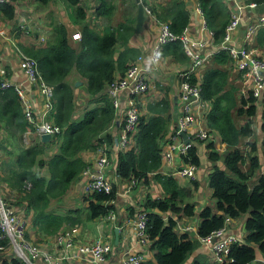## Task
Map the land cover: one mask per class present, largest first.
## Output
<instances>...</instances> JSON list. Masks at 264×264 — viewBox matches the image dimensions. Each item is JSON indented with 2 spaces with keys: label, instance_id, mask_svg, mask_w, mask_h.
<instances>
[{
  "label": "trees",
  "instance_id": "obj_1",
  "mask_svg": "<svg viewBox=\"0 0 264 264\" xmlns=\"http://www.w3.org/2000/svg\"><path fill=\"white\" fill-rule=\"evenodd\" d=\"M51 1L34 0L37 8ZM63 1L67 5L66 11L70 21L77 25L80 38L72 42L66 23L51 16L52 35L45 43L19 45L25 53L36 59L41 76L53 90L48 118L60 127V131L52 137L59 141L58 151L49 159H38L44 149V142L39 136L27 146L21 142L23 132L28 128L32 130L33 127L24 116L15 90L12 87L0 89V127L6 131L3 140L13 147L6 150L7 158L0 165V184H5L19 196L18 201L13 204H24L23 214L31 215L32 225L44 233L55 234L54 238L59 234L62 225L73 227L82 222V218L77 210L70 211L66 216L48 211L50 200L64 196L71 183L86 168L87 164L78 156L81 150L95 149L101 140L113 141L112 133L106 129L115 123V108L106 92V86L117 75H122L129 62H133L138 54V49L129 44L135 34L133 7L137 6L136 0H123L122 3L127 1L129 8L125 7L124 18L116 24L112 23L117 5L115 0ZM198 1L214 41L220 42L229 20L226 1ZM251 1L264 2L246 0ZM16 9V4L10 0L0 2V14L4 17L14 18ZM151 9L158 20L167 22L174 34L181 33L187 24L188 10L183 0H166L165 3L151 4ZM163 54L179 62L188 58L178 38L162 45ZM212 58L217 66L207 67L200 80L192 72L189 74V80L199 83L201 98L210 103L206 115L207 124L218 131L227 149L220 155L214 149L212 140L206 143L207 159L212 165L207 175V183L215 200L217 213L208 206L199 212L197 235L201 238L207 237L224 227L226 220L245 215V236L230 245L228 258L232 261L228 264H250L258 251L264 253V175L253 185L249 184L259 164L257 156L249 157L250 165L247 171L240 168L245 162V155L238 143L242 136L252 132V120L247 118L241 126H236L232 120L231 111L237 104L235 87L227 88V70L218 66L232 61L228 51L220 48ZM71 70H75L84 78L85 89L92 96L91 105L78 118L73 117L74 86L66 80ZM254 100L251 90L247 98L241 96L238 112L248 116L253 114ZM247 102L248 106L244 108L243 104ZM170 106L167 95L148 104L151 114L140 113L136 127L131 133L132 145L117 151L115 167V175L120 179L148 183V179L152 177L162 189V197L152 198L147 195L141 205L147 212L146 229L151 241L149 248L155 260L153 264H181L194 246V241L187 233L176 232V221L171 215L165 219L153 212L158 210L163 214L171 212L180 217H189L194 215L195 211V204L187 199L190 190L180 187L173 176L158 172L162 163L161 151L170 119ZM122 122L123 120L120 125L118 123L119 129ZM262 130L264 131V122ZM262 145L264 150V138ZM197 148L195 143L189 144L181 156L183 162L199 166ZM220 160L224 169L216 164ZM36 166L47 168L48 177L39 174L35 170ZM193 184L197 186L195 181ZM116 192V186L112 185L109 193L86 194L84 200L87 201V219L102 218L114 210L111 202L115 200ZM20 199L22 202H19ZM0 264L24 263L16 256L10 255L3 257Z\"/></svg>",
  "mask_w": 264,
  "mask_h": 264
},
{
  "label": "crops",
  "instance_id": "obj_2",
  "mask_svg": "<svg viewBox=\"0 0 264 264\" xmlns=\"http://www.w3.org/2000/svg\"><path fill=\"white\" fill-rule=\"evenodd\" d=\"M10 1L16 4L17 9L14 18L4 17L0 14V61L6 69V74L10 80L24 81L29 91V97L31 101L36 105V110H42L44 99L38 87L34 83L25 81L24 73L19 66L18 54L16 52L15 46H19L21 43H45L52 35V29L50 27L51 16H55V19H60L66 23L72 42L76 41L73 34L79 30L76 28L77 25L73 24L70 21L68 13L66 11V4H64L63 0H52L47 5L42 4L44 6H41L40 8L36 7L34 0ZM183 1L186 5V9L188 10V21L186 24V27L188 28V37L189 39L200 41V44L196 45L194 50L198 51L200 55L204 57L202 64L192 69V72L197 76V79L200 80L201 75L207 67L217 66L214 64L212 57L213 54L221 48V46L220 42L214 41L212 31L206 25L203 12L198 9L199 1ZM240 1L246 2V0ZM156 3V0H154L152 4ZM225 3L227 4L229 12L232 3L231 1ZM257 14L258 13L250 11V8H243L241 10V21L239 25L232 31L231 39L232 42L236 44V46H239L242 44V42H244L247 46L248 51L252 55L260 57L264 60V25H261V27H259L257 31H255L250 37H248V39H245L244 37L248 23L255 20ZM113 20L114 19H112V21ZM121 20H118L117 22ZM158 34V21L156 20V18L150 15H146V19L144 21L141 32H135L134 36L129 42L130 46L138 49V54L135 56L134 61L137 59L138 55H142V60L139 63L141 65L143 64L150 66L148 56L150 54V50L157 42ZM187 56L188 58L185 61L179 62L176 60H172L170 56L163 54L159 62V67L156 70H153V72L151 70L148 72L149 83L151 86L150 90H148V92L144 93L143 95H140L139 97L138 107L140 113L143 115H150L151 113L148 110V104L160 99L161 97H163V95L168 96L171 106L169 109L170 119L168 121L167 132L165 135L166 140L169 139L168 137L175 131L177 119L180 113L179 101L177 96V89L179 86L178 74L181 71L190 70L192 67L191 57L188 54ZM218 66L227 70V88L230 86L235 87L237 104L231 111L233 122L236 124V126H241L246 122L247 118H251L252 120V132L240 138L238 147L245 155V162L240 165L242 171H247L249 169V157H258V167L249 180V184L253 185L261 176L264 175V150L262 145V140L264 138V131L262 130V123L264 122V99H255L254 102H252L255 108V112L250 116H248L246 113L238 112L237 107L241 106L239 99L241 96L245 98L248 97V94L251 90L252 79L250 77L243 76L242 71L236 68V65L233 63V61L227 62L225 64H219ZM66 80L72 83L74 86L75 109L73 117L78 118L83 115L85 109L91 105L92 102H90V98L92 96L85 89L84 78L80 76L75 70L70 71V73L66 77ZM77 81H80V83L75 85V82ZM157 84L161 86V88H157ZM126 97L127 93L123 92L120 96L119 102H124L126 100ZM247 106L248 102L246 104H243L244 108H246ZM209 108L210 103L204 100L203 105L195 113L194 121L187 129V133L191 138V143H195L198 147L197 152L200 159V165H195L197 167L195 179H192L190 181L192 183L193 181L197 183V186H195L196 190H200L205 197L211 194V189L209 188L207 183V177L206 180H202L205 175H208L210 171L208 170V168L212 166L210 161L207 159L206 143H208L209 140H202L198 138L196 134L199 128L210 127L206 121V115L209 111ZM119 110L120 109L118 108L115 113V123L106 129V131H110L113 136V141L108 142V153L110 155L111 162L110 174L113 185L116 186L117 190L116 198L114 201H112V204L114 205L113 212L115 213L116 217L115 221H108L104 217L96 218L93 220L87 219V201L84 200V196L86 194L83 189L85 176L81 173L80 176L71 183L68 191L64 196L59 199L50 200V204L47 209L48 211L54 212L59 216H66L70 211L74 210L80 212L79 215L82 218V222L75 224L73 227L71 226L72 228L66 225H62L60 227V230L58 232L61 233L64 230H69L74 241L72 246L68 248H62L56 244L54 238L55 234L50 235L42 232L37 228V226L32 225L30 214L28 216H24V204H13L18 201L19 196L10 191L5 184L2 183L0 186V193H2V195L7 198L9 196L13 205H11L10 203L8 204L12 208H14L22 217L27 219V239L30 242L38 245L41 249L53 252L55 255L62 257V264H120L122 258L128 252L137 251L144 254V262L142 264H153L155 261L153 252L149 248L150 246L142 247L139 246L136 242V237L132 229V222L135 218V215L141 208V205L144 203L146 196L150 195L152 198L162 197V189L160 187V184L156 182L152 177L148 179V183H143L141 181H134V183H132L130 181L131 179H120L115 175L118 151L115 138L119 131L120 122L124 117L123 108L121 109V112H119ZM116 120H118L119 125L118 123H116ZM212 131V142L214 143V149L219 152L220 155H223L224 151L227 149L226 144L221 141L219 133L216 129L212 128ZM5 134L6 131L2 127H0V165L7 158L6 150H11L13 148L7 143V141L3 140ZM38 136L39 135L37 134V132H35L33 129L31 130L30 128H28L23 132L21 142L25 146L30 145ZM173 141L176 144H180L181 147L184 146L182 138L180 136L175 138ZM42 142H44V149L42 153H40L38 159L47 160L58 151L59 141L54 140V138L51 137L48 141ZM182 155L183 153L182 151H180V149L174 150V160L172 166L169 168L167 162L162 159V163L158 172L160 174L166 175L168 170L171 173V170L173 171L175 168H181L186 165L187 162H183L181 158ZM78 156L86 164H92L97 157V149L81 150L78 153ZM221 161L222 160L218 161L216 164L224 169V165ZM35 170L38 171L42 176L46 178L48 177L47 168H39L38 166H36ZM171 176H173L178 181L180 187H183L187 190L190 189L189 186H183L181 184L180 178L183 177L175 174H171ZM193 201L196 204L194 208V216L192 215L189 217H180L179 215L171 212L163 214L158 210H154L153 212L162 215L165 219L169 215H171L176 221L175 230L178 234L187 233L193 241L194 239L190 235V233L194 235V238L197 240L199 246L193 252V258L201 255L206 257L205 262H213V256L209 244L201 240V237L197 235L199 219H197L195 213L196 210H199L200 212V210L204 208L202 205L203 201L199 198ZM19 202H22V200L20 199ZM211 209L213 210V212L217 213L215 203L214 208ZM244 220L245 215L240 216L236 219L226 220L224 225V234H231L236 236L238 240H242L245 236L243 229ZM88 221H90L91 224H88ZM98 221H101L104 224L106 223L107 228L105 227V225H103L102 227L98 225L96 223ZM115 227L119 228L117 240H115L114 234ZM94 241L107 242L111 246V251L102 260L96 262H94L93 258L88 256L87 254L80 255L78 252V246ZM10 255H12L10 252H5L1 254V257H9ZM250 264H264V253L258 251L256 253L255 259Z\"/></svg>",
  "mask_w": 264,
  "mask_h": 264
},
{
  "label": "built area",
  "instance_id": "obj_3",
  "mask_svg": "<svg viewBox=\"0 0 264 264\" xmlns=\"http://www.w3.org/2000/svg\"><path fill=\"white\" fill-rule=\"evenodd\" d=\"M5 1V0H0ZM144 7L146 15L154 18L151 4L154 0H140ZM166 0H156L158 4L165 3ZM232 3L229 9V20L225 25L224 33L220 41L222 49L228 51L236 68L242 71L243 76L252 79L251 93L255 99H264V60L260 57L252 55L244 42L236 46L232 42V31L239 25L241 21V10L250 8L257 2H241L240 0H225ZM198 9L202 12L200 4ZM159 34L157 42L150 50L148 56L149 65H141L142 55H138L137 59L125 69L122 75L115 77L106 86V92L112 100L115 108V113L119 108V99L123 92L127 93L124 101V117L122 127L117 133L118 150L126 149L132 145L131 133L134 131L138 117L139 97L150 90L148 72L156 70L159 67V62L162 57V45L171 40L178 38L185 49V52L191 57L192 67L190 70L181 71L178 74L179 86L177 96L179 101L180 113L177 119V125L173 134L165 139L161 156L167 162L170 168L173 164V151L179 150L185 153L189 143H184L181 147L173 140L180 136V131H186L195 119L196 111L203 105L204 100L200 95V85L198 82L189 80V74L192 69L202 64L204 57L200 55L194 48L200 44V41L189 39L188 28L185 26L181 33L174 34L166 21L158 20ZM261 25H264V12L258 13L255 20L248 23L245 30V39H248ZM75 39L80 38V32L73 34ZM43 39V38H42ZM18 54L19 66L22 69L25 81L34 83L44 101L42 110H36L35 103L29 97V91L24 81L10 80L6 74V69L0 61V89L12 87L18 95L21 103L24 116L27 122L33 127L34 131L40 136L42 133H49L50 138L54 137L60 131V127L54 124L49 118L51 109L52 87L41 76L36 59L25 53L19 46H15ZM196 136L202 140H212V128H199ZM181 137V136H180ZM182 138V137H181ZM97 157L92 164H87L82 174L85 176L84 192L90 194L92 192L109 193L112 190L113 181L110 174L111 162L108 153V142L101 140L98 142ZM196 166L187 163L181 168H175L171 173L169 170L166 175L175 174L189 180L195 179ZM134 183V180H130ZM112 203V202H111ZM114 210H111L104 218L108 221H115ZM27 219L22 217L14 208H12L6 199L0 195V254L10 252L12 255L19 258L24 264H62V257L55 255L53 252L41 249L38 245L30 242L26 237ZM147 212L140 208L132 222L136 242L139 246H150L151 241L147 234ZM225 228L222 227L211 235L201 238L208 243L213 256V262L217 264H228L232 259L228 258L230 245L236 242L238 238L231 234H224ZM69 230H64L55 237L56 244L60 247L68 248L73 245V238ZM111 251V246L107 242L94 241L84 243L78 246L80 255H88L93 258V261L102 260ZM144 262V254L137 252H128L121 260L120 264H142Z\"/></svg>",
  "mask_w": 264,
  "mask_h": 264
},
{
  "label": "rangeland",
  "instance_id": "obj_4",
  "mask_svg": "<svg viewBox=\"0 0 264 264\" xmlns=\"http://www.w3.org/2000/svg\"><path fill=\"white\" fill-rule=\"evenodd\" d=\"M132 1H135V0H132ZM115 2H116L117 5H116V9L114 10V13H113V19L114 20L112 21V23H114V24H116L118 20H121V19L124 18L123 17L124 9H125L126 6H128L127 1H126V3H122L123 0H115ZM128 8H129V6H128ZM133 9H134V14L133 15H135V13H136L135 6L133 7ZM156 87L157 88H161V86H159L158 84L156 85ZM123 106H124V102L123 101H120L119 102V109H120L119 112H121V109L123 108ZM200 153H201V151H200ZM208 170H211V166H210V168H208ZM206 177H207V175H205L202 180H206ZM180 182H181V184L183 186H189L190 187V189H188V190H190V192H189V198H188L189 199V202H193L195 204V202L193 200L199 198V199H201L203 201V204H202L203 207L208 206L210 208H214L215 200L212 198L211 194L209 196L205 197L201 193L200 190H196L195 185L188 178H180ZM0 186H1V184H0ZM0 195L2 197L4 196V195H2V193H0ZM5 198H6V201H8V203H10L11 205H13L9 196H8V198L7 197H5ZM195 215H196L197 219H199V210H196ZM87 223L88 224H91L90 221H88ZM96 223L98 225H100L101 227L103 225H105V227L107 228V224L106 223L104 224L101 221H98ZM190 235L194 239V246H193V249L188 253L186 259L181 264H194L195 261L205 262V260H206V257L205 256L198 255V256H196L194 258L192 257L193 252L195 251V249H197V247L199 246V244H198L197 240L194 238V235L191 234V233H190Z\"/></svg>",
  "mask_w": 264,
  "mask_h": 264
},
{
  "label": "water",
  "instance_id": "obj_5",
  "mask_svg": "<svg viewBox=\"0 0 264 264\" xmlns=\"http://www.w3.org/2000/svg\"><path fill=\"white\" fill-rule=\"evenodd\" d=\"M136 2H137V6H136L135 19H134V31L136 33H140L143 28L144 21L146 19V14L144 12V7L142 2L140 0H136ZM250 11L254 13L264 12V2L257 3L253 7H250ZM78 83H80V81L75 82V85H77ZM116 123H118V120H116ZM180 136L182 137L184 143H189L191 141V138L186 131H180ZM40 138L42 141H48L50 139V134L42 133L40 135ZM115 141L117 142V138H115ZM118 232H119V228L115 227L114 228L115 240L118 239ZM2 258L3 257L0 256V260Z\"/></svg>",
  "mask_w": 264,
  "mask_h": 264
}]
</instances>
